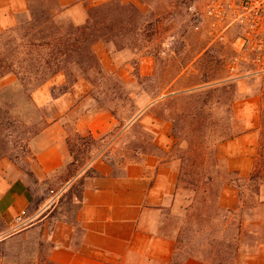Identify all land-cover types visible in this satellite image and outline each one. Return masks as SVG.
I'll return each instance as SVG.
<instances>
[{
	"label": "crops",
	"instance_id": "0c3cea01",
	"mask_svg": "<svg viewBox=\"0 0 264 264\" xmlns=\"http://www.w3.org/2000/svg\"><path fill=\"white\" fill-rule=\"evenodd\" d=\"M69 14L75 25L86 21V9L80 0H55ZM87 7L110 0H86ZM137 6L136 0H118ZM27 11V0H0V33L16 26L17 15ZM103 70L113 72L105 48L94 45ZM139 75L153 76L155 61L141 57ZM183 74L174 78L155 101L139 107L135 120L125 123L121 135L139 124L157 149L131 150L129 156L113 159L109 143L87 164L97 176L86 178L82 199L74 223H69L55 205L44 215L32 211L35 194L23 172L8 159L0 160V264L38 263L44 256L51 264H170L181 229L183 208L177 199L179 163L170 157L174 139L171 124L157 114L159 105L175 95V85ZM66 85L62 75L43 84L32 95L37 106L44 108L46 129L39 135L45 145L34 154L31 172L41 185L63 168L68 159L65 131L73 125L81 135L98 138L112 130L116 120L91 94V86L79 79L67 93L55 98L53 87ZM232 104L233 139L221 142L216 155L226 173L246 179L253 171L261 138L264 137V80L261 84H243ZM114 164V167L110 163ZM86 169V168H85ZM50 181V180H49ZM260 205L240 210L238 192L230 185L221 190L218 205L224 211L240 214L235 257L229 264H264V186L259 191ZM56 203V202H55ZM46 204L43 205V209ZM25 212V218L15 219ZM9 259V260H8ZM183 264H207L189 258Z\"/></svg>",
	"mask_w": 264,
	"mask_h": 264
},
{
	"label": "trees",
	"instance_id": "16d2710c",
	"mask_svg": "<svg viewBox=\"0 0 264 264\" xmlns=\"http://www.w3.org/2000/svg\"><path fill=\"white\" fill-rule=\"evenodd\" d=\"M112 7V4L109 3L89 9L83 25L67 23L63 26H55L52 22L55 17H20L22 20H19L14 28L0 33V79L12 75L16 80L12 87L0 88V160L8 159L11 161L23 172L28 182L32 181L37 184L31 172L30 164L25 163L20 167L19 159L24 157L17 153V150L27 152V144L32 138L39 136L47 127L43 113L33 103L32 95L43 84L57 75H62L65 78L66 85L53 87L51 89L53 98L67 93L79 79L89 82L87 75L90 72H95L100 84L106 81L107 76L103 73L101 65L95 57L93 45L103 40L102 30L107 32L103 33L105 35L111 31L105 27V23L108 21ZM24 18L26 19L24 20ZM137 64L138 60L131 66L134 70L133 78L139 84V81L143 79L138 73ZM92 87L94 88L93 85ZM127 87L126 84L116 79L114 85H111L106 92L104 90L92 92L93 98L98 102L101 101L97 95L105 96L107 92L110 94V100H108L110 106L105 107L117 122L112 130L98 138H94L89 133L86 135L79 134L73 125L65 131L68 159L56 175L65 176L61 187H64L71 180L77 184L73 190L70 187L65 189L53 213L60 209L59 205L64 197L68 209L63 212L60 210V212L71 224L74 223L72 219L75 218L81 203L83 181L86 178L97 176L93 170L87 168V164L93 157L91 154L97 151L98 145L105 140L110 143L113 142L121 134L125 123L135 120L137 112H139L140 108H136V103L132 100L133 94L126 90ZM211 92L213 91H207L208 94L203 97V93L197 91L183 95L188 110L187 116L189 115L191 120L199 119L198 117L203 115L204 108L210 106ZM160 96L161 93L151 97L145 104L155 101ZM12 98L19 101L21 105L13 104ZM169 98L171 101L174 99L173 97ZM232 104L231 101L227 110L226 125L221 128L219 133L215 129L216 125L211 123L209 135H211V139H214L212 146L211 144L204 148L193 146L186 150L191 156L190 161L182 154L178 157L181 164L177 179V193L180 185L186 183L193 188V192L202 193V199L208 202V209H211L214 214L205 215L206 219L204 220H200L199 215L197 216L198 219L196 217V221L190 215L189 220L188 218L182 220V225L189 228L188 233H191L192 236L186 240L184 229L180 230L170 264H183L189 258L214 264V260L217 259L212 257V254L224 255L222 256L224 257L223 262L227 260L225 257H229L230 261L234 259L241 217L239 211L220 209L218 200L224 186L230 185L237 190L240 210L246 207L255 208L261 204L259 191L264 186V137L260 141V149L253 171L246 179H241L233 173H226L216 156V146L221 142L233 139L236 135L232 133L234 129L231 125L233 122ZM13 111L16 112V117H11ZM164 111L166 112V110ZM167 120L171 124V136L176 140L171 152L173 154L177 143H182V140H179L174 133L176 120L171 118ZM148 149H157L151 143V138L148 141ZM32 160L35 161L34 158ZM110 164L114 167L112 162ZM73 201L76 202L75 210H71L70 206ZM33 202L34 209L38 210L43 201L39 199ZM191 208L193 205H189L184 212H188V209ZM213 223L217 224L220 233L223 234V244L220 245L223 247L222 249L219 248V245L213 244V233L217 231L214 226L212 227ZM193 228H195L194 231H192ZM203 235L208 237L207 246L211 249L209 252L205 249V245L194 243L193 239ZM39 246L42 254L39 262L27 264H51L44 256V246L42 244ZM3 256L0 252V258ZM217 262L221 264L219 260Z\"/></svg>",
	"mask_w": 264,
	"mask_h": 264
},
{
	"label": "rangeland",
	"instance_id": "374dc122",
	"mask_svg": "<svg viewBox=\"0 0 264 264\" xmlns=\"http://www.w3.org/2000/svg\"><path fill=\"white\" fill-rule=\"evenodd\" d=\"M80 1L83 8L86 9V17L89 9L109 3L113 6L110 10L108 21L105 23V27L111 29V31L105 35L103 33L107 32L102 30L103 40L94 43V45L98 44L105 48L111 62L115 65V70L106 73L101 66L103 73L107 76L106 81L101 82V84L95 72L88 73L87 77L91 86V94L94 91L104 90L106 92L111 85H114L117 79L128 86L126 90L132 92V100L135 101L136 108H139L151 97L160 94L174 78L183 74L174 87V90L178 93L170 96L174 98L173 101L168 98L155 109L157 114L164 116L166 119L176 120L174 133L179 140H182V143H177L173 154H171L172 148L170 157L179 163V167L181 162L178 157L181 154L188 161L191 160L190 154L186 152L189 148L193 146L204 148L209 146L208 144L213 145L214 139H211L212 137L209 135L211 123L216 125L215 129L218 133L226 125L228 106L231 101L234 103L239 95L240 90L237 86L239 82L244 85H259L264 80L263 75L238 78L237 76L239 75L231 74L226 70V62L232 56V53L228 44L223 46L216 40V32H213L212 28H210V20L204 17L206 0H136L137 6L123 4L118 0H110L91 8H86V0ZM20 17H55L52 19L55 26H63L67 23L74 24L70 19L71 16L60 8L55 0H27V11L24 14L17 15L16 22L22 20ZM94 45L93 52L99 61ZM141 57H152L154 59L155 72L151 77L143 78L140 76L143 80L139 81L138 84L133 78L134 70L131 64L137 60L139 63ZM15 81L12 75H7L0 79V88H10L15 84ZM194 91L203 93L202 97L208 94L206 93L207 91L213 92L210 93L211 104L204 108L203 115L199 116V119L191 120L188 117L189 115L187 116L188 110L183 95ZM97 97L101 103L103 102L104 106H110L108 101L110 100V94L108 92L105 96L97 95ZM12 102L13 104L21 105L14 98H12ZM33 103L42 113L44 112L43 107L37 106L35 101ZM13 116H17L15 111L11 114V117ZM231 125L234 127L233 122ZM67 126L70 128L71 124L69 123ZM236 132L235 129L232 130L233 134H236ZM150 138L148 133H144L141 130L139 124L133 125L127 134L119 136L113 144V159L116 161L122 155L129 156L131 150L148 149ZM45 142L44 138L36 136L27 144V152L17 150V153L24 157L19 159L20 167L25 163H29L32 166L34 164L32 158H34L35 152L43 148ZM175 142L176 140L174 139V144ZM109 143L107 140L100 143L98 145L99 149L94 151L91 157L98 152H104L103 150ZM49 180L41 185L29 181L35 194L34 200L42 199L43 201L39 205L38 210L33 208L32 211H39L41 215L47 213L52 205L57 206L60 196L67 187L73 190L77 184V182L71 180L64 187H61L62 182L65 180V176L62 174L56 175ZM202 197L201 192H193V188L186 183L180 185L177 199L181 208L184 211L185 209L187 210L189 205H193V208L188 209V212H184L182 220L184 218L187 219L189 215L194 217L195 221L198 215L200 220H204L206 219L205 215L214 214L211 209H208V202L204 201ZM65 203L66 199L63 197L59 205L61 212L68 209ZM75 203L73 201L72 205H70L71 210H75ZM45 204L46 208L40 211ZM213 226L217 230L213 233V244L219 245V248L222 249L223 247H220V245L223 244V234L220 233L217 224L213 223ZM183 229L185 239H190L192 235L188 233L189 228L183 226L181 222L180 230ZM193 240L196 244L205 245L207 252L211 250L207 246L209 243L207 235ZM0 252L5 253L4 250H0ZM213 256L217 259L214 260V264H218V260L221 264L230 263L229 257H225L227 260L223 262L222 259L224 257L222 256L224 255L212 254Z\"/></svg>",
	"mask_w": 264,
	"mask_h": 264
},
{
	"label": "built area",
	"instance_id": "2783aa9c",
	"mask_svg": "<svg viewBox=\"0 0 264 264\" xmlns=\"http://www.w3.org/2000/svg\"><path fill=\"white\" fill-rule=\"evenodd\" d=\"M204 17L216 40L230 46L226 70L238 78L264 76V0H206ZM25 216L22 212L15 221Z\"/></svg>",
	"mask_w": 264,
	"mask_h": 264
}]
</instances>
